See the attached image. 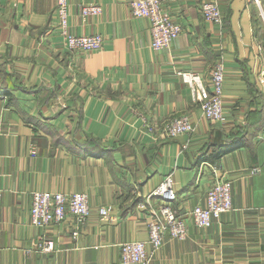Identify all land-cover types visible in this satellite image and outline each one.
Wrapping results in <instances>:
<instances>
[{"label":"crops","instance_id":"1","mask_svg":"<svg viewBox=\"0 0 264 264\" xmlns=\"http://www.w3.org/2000/svg\"><path fill=\"white\" fill-rule=\"evenodd\" d=\"M202 1L161 0L182 31L154 49L149 21L132 14L130 0H67L70 31L103 36L99 49L76 53L64 44L55 0H0V264H121L123 241L148 238L138 201L168 174L188 235L146 244L147 264H264V0H212L221 25L204 19ZM82 2L101 13L83 19ZM218 60L223 119L211 121L178 72H199L208 86ZM186 113L190 134L164 140L146 128ZM241 132L215 159L232 207L196 227L187 213L215 178L209 168L197 173L198 159ZM36 189L86 193V223L70 215L32 224ZM104 206L111 220L100 219ZM41 237L53 251L36 247Z\"/></svg>","mask_w":264,"mask_h":264},{"label":"built area","instance_id":"2","mask_svg":"<svg viewBox=\"0 0 264 264\" xmlns=\"http://www.w3.org/2000/svg\"><path fill=\"white\" fill-rule=\"evenodd\" d=\"M256 2L258 0H255ZM67 0H55V12L58 16L57 26L61 29L64 44L76 53L99 49L103 44V36L94 34H74L68 28ZM101 5L94 2H82L79 8L80 16L85 19L90 15L101 13ZM130 10L138 17H145L149 21L151 43L154 49H164L182 31L181 25L175 21L170 13L163 9L161 0H130ZM200 11L206 21L221 25L222 14L215 1H202ZM75 54V53H74ZM178 76L188 86L191 101L198 105L205 116L211 121L223 119V95L222 84L224 80L223 63L216 62L210 71L209 85L204 82L203 76L196 71H179ZM2 95L1 97H3ZM148 132L159 139H170L177 135H187L193 132V125L189 115L180 114L171 117L167 121L148 123ZM34 150V149H33ZM35 152V151H33ZM205 168L214 175V180L205 190L204 204H195L187 213L188 218L196 227L210 225L212 218L219 216L223 211L232 207L231 182L229 178L218 173L215 162H200L197 173H203ZM257 167L252 169L255 172ZM1 194V189H0ZM144 199L138 201L137 208L146 210V227L148 238L143 240H126L119 247L121 249V264H147V246L153 249L160 247L163 235L168 233L171 238L183 240L188 235L185 217L177 212L175 201L177 199L174 188V179L170 174L148 193ZM31 205L29 215L34 225L47 226L61 223L72 216L76 224L84 225L90 215L89 198L86 193L72 191L70 193L48 190H33L31 192ZM98 214L101 220H111L109 207H99ZM73 236H77V228L71 230ZM36 247L42 251H53V241L41 237Z\"/></svg>","mask_w":264,"mask_h":264},{"label":"trees","instance_id":"3","mask_svg":"<svg viewBox=\"0 0 264 264\" xmlns=\"http://www.w3.org/2000/svg\"><path fill=\"white\" fill-rule=\"evenodd\" d=\"M221 134H224L225 130H220ZM220 131H218L220 133ZM238 134V135H237ZM235 136L230 135V137L224 140L221 145H208V149L204 150V152L201 154V158L198 159L199 162H204V161H210V162H215L217 158H219L221 156L222 153L226 152L227 149H230L232 146L236 145L238 143V141L242 140L245 135H243V133H236ZM91 141V142H90ZM96 140L94 139H89L88 142L93 143ZM99 143V142H98ZM102 146V145H101ZM103 148H106L105 146H102Z\"/></svg>","mask_w":264,"mask_h":264}]
</instances>
